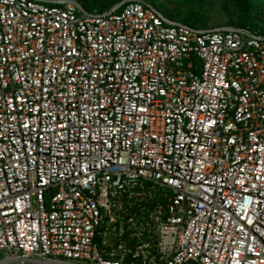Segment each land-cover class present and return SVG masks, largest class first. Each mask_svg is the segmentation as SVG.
<instances>
[{
	"label": "built area",
	"instance_id": "obj_1",
	"mask_svg": "<svg viewBox=\"0 0 264 264\" xmlns=\"http://www.w3.org/2000/svg\"><path fill=\"white\" fill-rule=\"evenodd\" d=\"M0 255L264 264V32L0 0Z\"/></svg>",
	"mask_w": 264,
	"mask_h": 264
},
{
	"label": "trees",
	"instance_id": "obj_2",
	"mask_svg": "<svg viewBox=\"0 0 264 264\" xmlns=\"http://www.w3.org/2000/svg\"><path fill=\"white\" fill-rule=\"evenodd\" d=\"M87 9L90 11H105L114 3L123 0H81ZM157 5V7L171 18L184 22L186 24L206 28V16L208 12L205 8H212V0H178L184 8L173 7L171 10L165 8L164 2L155 3L153 0H148ZM236 12V20L233 22L235 26L249 27L253 30L264 32V27L261 25L256 14L264 13V0H230ZM204 9V11H202ZM205 23V24H204Z\"/></svg>",
	"mask_w": 264,
	"mask_h": 264
},
{
	"label": "rangeland",
	"instance_id": "obj_3",
	"mask_svg": "<svg viewBox=\"0 0 264 264\" xmlns=\"http://www.w3.org/2000/svg\"><path fill=\"white\" fill-rule=\"evenodd\" d=\"M153 1L157 4L158 2H164L165 8L168 10H171L173 7H181V8L185 7L178 0H153ZM212 1H213L212 8L210 7L205 8L206 11L208 12V15L205 18L207 24V27L205 29L234 25L233 22L236 20L237 14L230 0H212ZM202 11H204V9ZM256 16H262L260 18L259 17L257 18L260 21L261 25L264 27V13L261 15L256 14Z\"/></svg>",
	"mask_w": 264,
	"mask_h": 264
}]
</instances>
